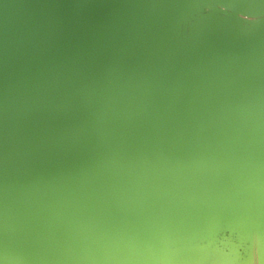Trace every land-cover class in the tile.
<instances>
[{
  "label": "water",
  "instance_id": "obj_1",
  "mask_svg": "<svg viewBox=\"0 0 264 264\" xmlns=\"http://www.w3.org/2000/svg\"><path fill=\"white\" fill-rule=\"evenodd\" d=\"M255 222L264 0H0V261L192 233L264 263Z\"/></svg>",
  "mask_w": 264,
  "mask_h": 264
},
{
  "label": "clouds",
  "instance_id": "obj_2",
  "mask_svg": "<svg viewBox=\"0 0 264 264\" xmlns=\"http://www.w3.org/2000/svg\"><path fill=\"white\" fill-rule=\"evenodd\" d=\"M253 232L264 231V223L255 222ZM95 264H249L242 249L225 241L178 233L164 239L121 242L104 248ZM0 264H7L0 261ZM251 264H261L259 258Z\"/></svg>",
  "mask_w": 264,
  "mask_h": 264
},
{
  "label": "bare ground",
  "instance_id": "obj_3",
  "mask_svg": "<svg viewBox=\"0 0 264 264\" xmlns=\"http://www.w3.org/2000/svg\"><path fill=\"white\" fill-rule=\"evenodd\" d=\"M258 244H259V243H258ZM262 254H263V252H261V254H260V255H258V256H259V260H260L261 264H264V263H263V261H261V260H262V257H261V256H262ZM249 257H250L249 259H251V260H252L253 256H250V255H249ZM249 259H248V260H249ZM249 264H251V261L249 262Z\"/></svg>",
  "mask_w": 264,
  "mask_h": 264
},
{
  "label": "rangeland",
  "instance_id": "obj_4",
  "mask_svg": "<svg viewBox=\"0 0 264 264\" xmlns=\"http://www.w3.org/2000/svg\"><path fill=\"white\" fill-rule=\"evenodd\" d=\"M258 258H259V256H258ZM255 260H256V259H254V256H253V258H252L251 262H252V261H255Z\"/></svg>",
  "mask_w": 264,
  "mask_h": 264
}]
</instances>
